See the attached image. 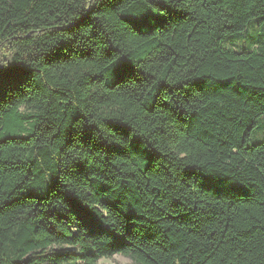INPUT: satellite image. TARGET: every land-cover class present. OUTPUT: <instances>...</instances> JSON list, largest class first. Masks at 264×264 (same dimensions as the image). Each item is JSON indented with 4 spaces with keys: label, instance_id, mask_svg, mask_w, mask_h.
<instances>
[{
    "label": "trees",
    "instance_id": "obj_1",
    "mask_svg": "<svg viewBox=\"0 0 264 264\" xmlns=\"http://www.w3.org/2000/svg\"><path fill=\"white\" fill-rule=\"evenodd\" d=\"M117 255L264 264V0H0V264Z\"/></svg>",
    "mask_w": 264,
    "mask_h": 264
},
{
    "label": "rangeland",
    "instance_id": "obj_2",
    "mask_svg": "<svg viewBox=\"0 0 264 264\" xmlns=\"http://www.w3.org/2000/svg\"><path fill=\"white\" fill-rule=\"evenodd\" d=\"M256 27H253L250 31V33H254ZM243 38H247L246 36H244ZM240 40V38H230L228 39V47H232L235 48L237 50H241L244 49L243 46L247 47L249 46V43L251 42V39L248 38L247 42H245V40ZM98 264H135L131 259L117 255L114 256L112 259H102L99 261Z\"/></svg>",
    "mask_w": 264,
    "mask_h": 264
}]
</instances>
